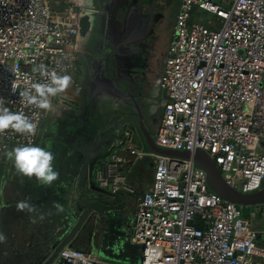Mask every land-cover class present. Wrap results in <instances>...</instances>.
<instances>
[{"label": "built area", "instance_id": "2783aa9c", "mask_svg": "<svg viewBox=\"0 0 264 264\" xmlns=\"http://www.w3.org/2000/svg\"><path fill=\"white\" fill-rule=\"evenodd\" d=\"M80 23L68 1L0 0V97L37 124L31 133L0 131V171L13 147L40 143L55 97L43 110L21 93L46 82L41 64L72 79ZM157 87L163 114L154 142L189 158L151 154L152 185L137 193L128 174L145 153L131 149V160L113 151L93 172L97 187L138 198L130 233L141 248L137 264H257L264 225L254 221L264 220V203L239 205L212 192L194 156L205 151L242 194L264 188V0H180ZM52 264L126 263L71 246Z\"/></svg>", "mask_w": 264, "mask_h": 264}, {"label": "crops", "instance_id": "0c3cea01", "mask_svg": "<svg viewBox=\"0 0 264 264\" xmlns=\"http://www.w3.org/2000/svg\"><path fill=\"white\" fill-rule=\"evenodd\" d=\"M80 2L86 7L89 27L82 31L79 39L81 53L71 82L63 92L55 96L39 143L50 144L55 157V170L60 174L52 186H46L50 190L48 197L56 198L65 208L63 213L58 212L55 222L59 238L64 237L69 223L79 215L80 211L72 207L78 205L81 191L90 189L94 181V169L109 157V147H115L114 152L131 160L135 159L130 154L131 149L145 153L144 157L130 165L127 183L129 189L136 193L151 187L155 160L137 122L141 121L148 135L154 138L163 111L159 109L152 114L144 100L148 95L153 98L156 96L153 84L162 70L173 32L172 26L159 23L149 33L148 30L139 29L133 19L128 21L125 28H113L111 20L125 17L128 4L122 5L125 10L123 13L120 8L114 13L111 8L115 6L113 0ZM179 2L177 0V10ZM143 12L149 15L146 8ZM98 24L103 39L98 38L96 33ZM163 29L169 34L164 44ZM118 32L130 38L129 42L116 44L120 41ZM111 33L117 36L113 41H109ZM128 76L132 77L134 83L126 88L123 80L126 81ZM124 119L128 122L124 124L125 129L121 130L119 122ZM140 170L145 171L144 176H141ZM1 173L5 188L10 186L6 190V200L16 199L15 204L12 201L10 203L17 206L20 201L17 189L21 176L15 171L10 159L2 167ZM122 196L130 199L135 194L124 193ZM255 260L257 264H264V258L256 257Z\"/></svg>", "mask_w": 264, "mask_h": 264}, {"label": "rangeland", "instance_id": "374dc122", "mask_svg": "<svg viewBox=\"0 0 264 264\" xmlns=\"http://www.w3.org/2000/svg\"><path fill=\"white\" fill-rule=\"evenodd\" d=\"M168 36V32L165 33L163 29L162 44L165 43ZM123 81V84L127 86L126 88L134 83L130 76L126 81ZM178 152L185 154L183 151ZM195 158V166L200 168L198 162L205 161L208 154L203 150H197ZM140 172L141 176L145 175V171L140 170ZM2 179L4 178L1 173L0 232L4 234L6 239L0 243V264H42L51 255L56 243L62 239L59 238L58 230L56 231L55 228L59 213L54 205L59 203V200L50 199L48 197L50 190L46 186L38 184L35 178L20 177L19 190L16 188L20 195V201L29 199L32 204L36 205L37 211L28 213L27 210H19L17 206H13L16 199H8L7 202L5 195L10 186L5 188ZM118 196L121 198L120 204L125 205V209L119 214L131 216L134 207L132 198L127 199L120 197L122 195ZM11 201L13 204L10 203ZM72 208L80 211L78 205H74ZM255 211L258 212L257 209ZM41 214L44 215L43 220L39 219ZM79 215L72 219L68 229H65L64 235L77 222ZM133 218L134 216L132 219L130 218V224H132ZM254 225L256 227L264 225V220L256 218ZM128 230L130 229L125 230L127 232L125 236L110 234L107 222L98 223L90 219L79 232L74 247L85 252H91L104 260L137 264L141 255V248L131 239Z\"/></svg>", "mask_w": 264, "mask_h": 264}, {"label": "water", "instance_id": "95a60500", "mask_svg": "<svg viewBox=\"0 0 264 264\" xmlns=\"http://www.w3.org/2000/svg\"><path fill=\"white\" fill-rule=\"evenodd\" d=\"M146 4H148L149 6L152 5L150 3H146L145 1L142 2L143 6ZM132 5L134 6V12H129L127 16L129 21L133 19L134 24L138 25L136 19L138 15H140L141 18L144 17L143 19H147V16L149 15L144 14V8L142 7V5L139 6L134 2L132 3ZM153 25L154 24H152L150 28H148L149 33L153 29ZM81 27L83 31H86L88 29V17L83 18ZM138 28H142V25L140 23L138 25ZM126 43H128V41L122 42L121 45H124ZM126 122H128L127 119L119 122V128L121 130L125 129L124 124ZM137 123L140 127L141 132L143 133L145 142L148 145V149L151 151V153L174 158H189V154L187 152H184L185 154H181L178 151L164 150L156 146L154 138L148 135L143 127L142 122L138 121ZM108 149L110 150V155L115 150V147H109ZM195 159L196 158L194 156V161ZM198 165L200 169L204 170L207 173L208 185L210 190L221 196L222 198L244 206H252L264 203V188L261 191L253 194H242L232 189L226 184L216 163L209 156L205 161L198 162ZM80 195L81 197L78 200L77 204L81 212L77 222L72 225L70 231H68L67 234L64 235L61 241L56 243L51 255L47 259H45L42 264H52L55 258L58 256L59 252H61L65 247L73 246V243L76 241L79 232L82 230V228H84L85 224L90 219L98 223L107 222L110 234L119 236H125L127 234V232L125 231L127 229L126 227L124 229L122 219H117L112 215L113 212L118 209L115 205L112 204V200L119 197L118 195L97 187L94 181L92 182L90 189L81 191Z\"/></svg>", "mask_w": 264, "mask_h": 264}, {"label": "clouds", "instance_id": "9594fccd", "mask_svg": "<svg viewBox=\"0 0 264 264\" xmlns=\"http://www.w3.org/2000/svg\"><path fill=\"white\" fill-rule=\"evenodd\" d=\"M41 76L47 77L44 83H35L31 89H26L21 96L29 104H34L37 108L48 110L51 106V98L63 92L71 82V77L67 74L60 75L55 70L49 72L46 65H39L36 69ZM37 124L33 119L23 112L12 111L5 106V100L0 97V131L11 129L16 133H31L36 129ZM7 157L12 162L15 171L21 176L29 179L35 178L36 182L42 186H52L53 182L59 178V172L55 170L54 155L50 144L40 145L26 143L13 147L7 152ZM19 210H27L28 213L37 211L36 205L29 199L20 201L17 205ZM60 213L65 211L63 205H54ZM40 220L44 215L39 216ZM6 237L0 232V243Z\"/></svg>", "mask_w": 264, "mask_h": 264}, {"label": "flooded vegetation", "instance_id": "af4514ba", "mask_svg": "<svg viewBox=\"0 0 264 264\" xmlns=\"http://www.w3.org/2000/svg\"><path fill=\"white\" fill-rule=\"evenodd\" d=\"M67 1L72 3L74 5V7L76 8L78 14L80 15V22H81L80 25H82L83 18L84 17H88V14L86 13V7L82 5L80 0H57L58 4H60V5L62 3H64V2H67ZM113 1L115 3V6L112 5L111 8L113 9L114 13L116 12V10H118V8H120L119 9L120 12L123 13L125 10H124V8L122 9V5L128 4L127 13L125 11V17L124 16H121V17L119 16V17H117L118 19L115 17L110 22L111 23V27H113V28L117 27V26L125 28L127 23H128V21H129L128 16H127L128 13L131 12V11L134 12V8H133L134 6L132 5V0L130 2H128V0H113ZM144 1L146 3H150L152 5L149 6L148 4H146V5L143 6L142 2H144ZM134 3H137L139 6L142 5V7L146 8V10H147V12L149 14V16H147V19H143L144 17L141 18L140 15H138V17L136 18L138 25L140 23L143 26L142 28L144 29V31H147L148 28H150V26L152 24H154L153 25V28H154L159 23H164L168 27L169 26L173 27L175 14L177 12V0H135ZM129 7H130L131 10L129 9ZM128 10H129V12H128ZM98 22H99V19H98ZM99 29L101 30V28H100V26L98 24L96 33L98 35V38H102L103 39V37L101 35V31ZM82 31H83V29L81 27L80 37L82 35ZM114 35L115 34H113V33L109 34V41H113L118 36L120 41H118L116 44H120L121 45L122 42H127V41L129 42L130 38L125 37V34L123 35L122 32H120V33L118 32L117 36L116 35L114 36ZM159 76H160V74H159ZM159 76L157 77L155 83L153 84V87H155V90H153V92L154 91L156 92L155 98H153V97L148 95V97H146L145 100H144L145 103L148 105V107H149V109H150L152 114H155L159 109H162V111H163V106H162L163 101L159 97V90H158V87H157V80H159ZM153 95H154V93H153ZM157 130H158V128H157ZM157 130H156V132H157ZM120 197H123V196H120ZM120 199L121 198L117 197V198H114L112 200V204L115 205L118 208L117 210H115L113 212L112 215H113V217H115L117 219H122L124 229H125V227H126V229L129 228L130 230H128V231H129V234H130L131 233V227H132V224H133V222H132V224H130V222H131L130 218L132 219V216L135 215L138 198H137V196H134L131 199V200H133V203H134L133 213H132L131 216L130 215L129 216H125V215L119 214V212H121V211H123L125 209V205L120 204V202H121Z\"/></svg>", "mask_w": 264, "mask_h": 264}]
</instances>
